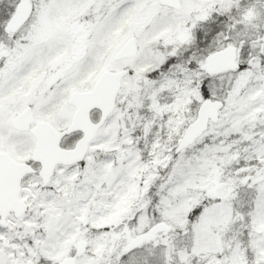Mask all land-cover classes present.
<instances>
[{"label":"snow or ice","instance_id":"1","mask_svg":"<svg viewBox=\"0 0 264 264\" xmlns=\"http://www.w3.org/2000/svg\"><path fill=\"white\" fill-rule=\"evenodd\" d=\"M0 264H264V0H0Z\"/></svg>","mask_w":264,"mask_h":264}]
</instances>
